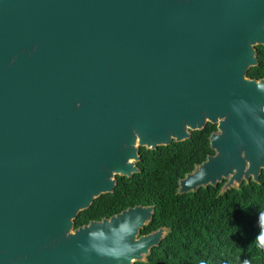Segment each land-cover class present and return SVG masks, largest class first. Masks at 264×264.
I'll return each instance as SVG.
<instances>
[{"label": "water", "instance_id": "obj_1", "mask_svg": "<svg viewBox=\"0 0 264 264\" xmlns=\"http://www.w3.org/2000/svg\"><path fill=\"white\" fill-rule=\"evenodd\" d=\"M264 0H0V264L144 262L165 234L135 206L73 229L137 173L138 149L205 124L177 194L264 171Z\"/></svg>", "mask_w": 264, "mask_h": 264}, {"label": "trees", "instance_id": "obj_2", "mask_svg": "<svg viewBox=\"0 0 264 264\" xmlns=\"http://www.w3.org/2000/svg\"><path fill=\"white\" fill-rule=\"evenodd\" d=\"M256 66L246 78H264V46L255 47ZM215 126L205 124L182 142L155 150L138 149L137 173L115 176L110 194L100 195L73 220V229L109 218L135 206L153 207L151 220L139 235L159 228L165 234L149 250L144 262L133 264H264V246L256 239L264 228V171L258 181L241 183L220 192L216 187L177 194V181L193 171L208 155V137Z\"/></svg>", "mask_w": 264, "mask_h": 264}, {"label": "clouds", "instance_id": "obj_3", "mask_svg": "<svg viewBox=\"0 0 264 264\" xmlns=\"http://www.w3.org/2000/svg\"><path fill=\"white\" fill-rule=\"evenodd\" d=\"M260 218L261 226L264 228V213L260 214ZM256 239L261 243L262 246H264V231H261L260 235L257 236Z\"/></svg>", "mask_w": 264, "mask_h": 264}]
</instances>
